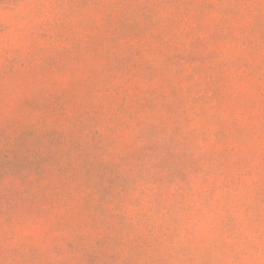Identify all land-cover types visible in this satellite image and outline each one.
Returning a JSON list of instances; mask_svg holds the SVG:
<instances>
[{"label":"rangeland","instance_id":"1","mask_svg":"<svg viewBox=\"0 0 264 264\" xmlns=\"http://www.w3.org/2000/svg\"><path fill=\"white\" fill-rule=\"evenodd\" d=\"M0 264H264V0H0Z\"/></svg>","mask_w":264,"mask_h":264},{"label":"clouds","instance_id":"2","mask_svg":"<svg viewBox=\"0 0 264 264\" xmlns=\"http://www.w3.org/2000/svg\"><path fill=\"white\" fill-rule=\"evenodd\" d=\"M6 111V114H7V110H5Z\"/></svg>","mask_w":264,"mask_h":264}]
</instances>
